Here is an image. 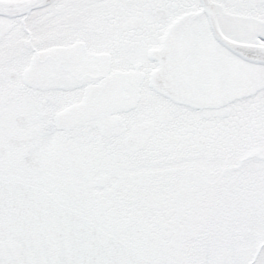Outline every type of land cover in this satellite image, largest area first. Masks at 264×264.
<instances>
[{"label":"snow or ice","instance_id":"1","mask_svg":"<svg viewBox=\"0 0 264 264\" xmlns=\"http://www.w3.org/2000/svg\"><path fill=\"white\" fill-rule=\"evenodd\" d=\"M0 264H264V0H0Z\"/></svg>","mask_w":264,"mask_h":264}]
</instances>
